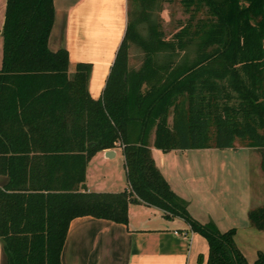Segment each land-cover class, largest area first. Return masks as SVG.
Segmentation results:
<instances>
[{"label":"trees","instance_id":"trees-1","mask_svg":"<svg viewBox=\"0 0 264 264\" xmlns=\"http://www.w3.org/2000/svg\"><path fill=\"white\" fill-rule=\"evenodd\" d=\"M160 1H178L185 18L170 38ZM54 0H6L0 67V237L4 264H61L73 217L126 224L142 202L182 217L207 241L205 264L249 263L235 228L200 222L157 167L163 151L254 146L264 172V0H127V21L101 94L88 91L91 63L68 70V51L52 49ZM145 22V32L138 24ZM130 42L144 51L129 64ZM196 43L192 59L173 63ZM160 51L162 59L158 58ZM121 146L127 188L88 190L85 171L98 150ZM264 230V204L247 211ZM201 259V257H199Z\"/></svg>","mask_w":264,"mask_h":264},{"label":"crops","instance_id":"crops-1","mask_svg":"<svg viewBox=\"0 0 264 264\" xmlns=\"http://www.w3.org/2000/svg\"><path fill=\"white\" fill-rule=\"evenodd\" d=\"M54 4L49 45L52 49H67L70 72L78 61L91 63L88 91L96 98L125 31L127 0H54ZM5 7L6 0H0V36ZM111 148L113 155H106L109 148H105L88 160V190L127 188L126 177L118 180L112 168L119 149L124 170L121 146ZM188 149L163 151L151 145L157 167L173 191L186 201L189 213L200 222L212 221L219 230L234 227V242L252 263L259 250L264 252V230L253 226L247 217L251 206L264 204V172L258 149L237 146L209 154ZM98 164V174H91ZM252 164L257 175L251 170ZM5 179L0 174V186ZM207 250L204 236L191 230L182 217H165L155 205L131 202L126 224L92 215L73 217L61 248V264H205ZM4 260L0 237V264Z\"/></svg>","mask_w":264,"mask_h":264},{"label":"rangeland","instance_id":"rangeland-1","mask_svg":"<svg viewBox=\"0 0 264 264\" xmlns=\"http://www.w3.org/2000/svg\"><path fill=\"white\" fill-rule=\"evenodd\" d=\"M160 7L161 10L157 11L160 16V23H161V28L164 32V37L165 38H170L173 32L177 29L178 23L177 20L179 18H185L187 14L183 11L182 6L178 3V1H173V2H167V1H160ZM145 26L146 23L142 22L138 24L139 30L141 32H145ZM2 44H3V39L2 36H0V66L2 62ZM195 47L196 43H191L187 47L181 50H177L172 57L173 63L177 62H183V61H188L192 59L195 55ZM162 51L158 54V58L162 59L163 57ZM144 58V51L143 49L137 45L135 42H130L129 46V64L132 68H138L140 64L142 63ZM226 148H218L214 147L213 149H205V148H189L187 152H195L199 154H209V153H219V152H225ZM118 150V155H116V158L113 159V166L112 168L116 169L117 173V179H121V177L125 178V172L119 162L120 158V153L121 151ZM118 159V161H117ZM96 166V165H95ZM98 167L92 170L91 169V174L94 175V171H96V174H98V171H100V165H97ZM256 166L252 164V172L254 175H257L256 172L257 170L255 169ZM257 177V176H256Z\"/></svg>","mask_w":264,"mask_h":264},{"label":"water","instance_id":"water-1","mask_svg":"<svg viewBox=\"0 0 264 264\" xmlns=\"http://www.w3.org/2000/svg\"><path fill=\"white\" fill-rule=\"evenodd\" d=\"M105 154H106V155H113V150H112V148H109V149L105 150Z\"/></svg>","mask_w":264,"mask_h":264}]
</instances>
